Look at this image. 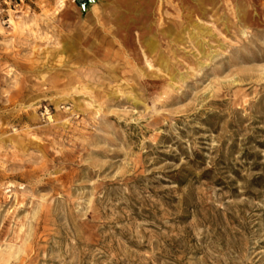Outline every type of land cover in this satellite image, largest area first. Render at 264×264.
I'll return each instance as SVG.
<instances>
[{
	"label": "rangeland",
	"instance_id": "rangeland-1",
	"mask_svg": "<svg viewBox=\"0 0 264 264\" xmlns=\"http://www.w3.org/2000/svg\"><path fill=\"white\" fill-rule=\"evenodd\" d=\"M0 0V264H264V0Z\"/></svg>",
	"mask_w": 264,
	"mask_h": 264
},
{
	"label": "bare ground",
	"instance_id": "bare-ground-1",
	"mask_svg": "<svg viewBox=\"0 0 264 264\" xmlns=\"http://www.w3.org/2000/svg\"><path fill=\"white\" fill-rule=\"evenodd\" d=\"M61 3H63V0H62V2ZM62 5H65V3H63Z\"/></svg>",
	"mask_w": 264,
	"mask_h": 264
}]
</instances>
